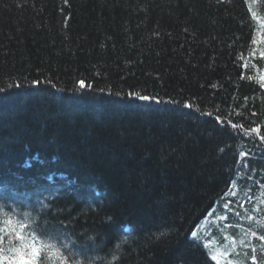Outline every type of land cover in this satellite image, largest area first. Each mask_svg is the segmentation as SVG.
<instances>
[{
  "label": "trees",
  "instance_id": "16d2710c",
  "mask_svg": "<svg viewBox=\"0 0 264 264\" xmlns=\"http://www.w3.org/2000/svg\"><path fill=\"white\" fill-rule=\"evenodd\" d=\"M262 135L264 0H0L5 254L264 264Z\"/></svg>",
  "mask_w": 264,
  "mask_h": 264
},
{
  "label": "snow or ice",
  "instance_id": "6c2138e0",
  "mask_svg": "<svg viewBox=\"0 0 264 264\" xmlns=\"http://www.w3.org/2000/svg\"><path fill=\"white\" fill-rule=\"evenodd\" d=\"M33 83L38 85L40 81L38 80L33 81ZM79 83L82 88L86 86L84 81H80ZM129 95H133V94L129 93ZM134 95L144 101H150L155 99L154 97H150V96H142L139 93H135ZM188 107H191V105H188ZM233 127L236 126L233 125ZM259 131L260 130L258 127L250 130V132L253 133H259ZM260 139L264 140V135L260 136ZM11 223L12 221L9 220V224ZM18 227H19V231L15 232V237L17 240H24L26 237L22 233L24 229L29 227V225L19 224ZM4 231L5 230L3 226L0 225V264H39L40 257L44 251V245L37 243V238L35 237L34 233H30L32 240L29 245L20 249H9L10 254H5V249L3 248ZM260 239L264 240V237H260ZM213 258L215 259V257ZM64 264H67L66 260Z\"/></svg>",
  "mask_w": 264,
  "mask_h": 264
},
{
  "label": "bare ground",
  "instance_id": "6f19581e",
  "mask_svg": "<svg viewBox=\"0 0 264 264\" xmlns=\"http://www.w3.org/2000/svg\"><path fill=\"white\" fill-rule=\"evenodd\" d=\"M37 196H40L41 191H38L36 193ZM33 206V209H40L41 203L39 202H33V203H26L21 201V191H16L12 196H6V198L1 199L0 198V210L4 209L5 207H8L10 209V212L7 214L6 222L2 223L1 225L5 230L9 231L10 234H12L15 237V232L19 231V227L17 226V223L19 225V222H21V211H25L26 208ZM9 220L12 221L11 224H9ZM21 224V223H20ZM16 241H18L16 239ZM16 241H12L11 245L17 244ZM21 242V240H19Z\"/></svg>",
  "mask_w": 264,
  "mask_h": 264
},
{
  "label": "rangeland",
  "instance_id": "374dc122",
  "mask_svg": "<svg viewBox=\"0 0 264 264\" xmlns=\"http://www.w3.org/2000/svg\"><path fill=\"white\" fill-rule=\"evenodd\" d=\"M211 255H212V254H211ZM212 257H215V255H212ZM215 260L217 261L218 264H221V263L217 260L216 257H215Z\"/></svg>",
  "mask_w": 264,
  "mask_h": 264
}]
</instances>
